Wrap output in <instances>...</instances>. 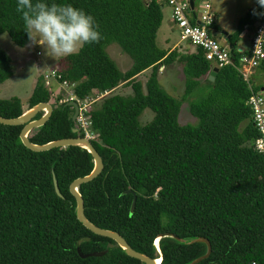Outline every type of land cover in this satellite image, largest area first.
I'll return each mask as SVG.
<instances>
[{"label":"trees","instance_id":"1","mask_svg":"<svg viewBox=\"0 0 264 264\" xmlns=\"http://www.w3.org/2000/svg\"><path fill=\"white\" fill-rule=\"evenodd\" d=\"M198 1L193 0L194 9ZM58 2L93 15L103 37L57 65L58 81L73 85L78 100L108 93L94 99L88 113L96 136L90 142L104 170L79 187L87 220L118 233L138 253L153 260L161 256V264H189L204 256L205 244L176 240L197 238L211 245L209 258L199 264H264V154L254 149L259 135L247 106L260 89L244 82L237 70V46L264 22V8L256 3L238 21L228 41L234 64L218 68L210 82L216 67L201 49L179 53L157 46L166 0ZM188 13L196 24L197 12ZM211 28L221 31L215 24ZM4 34L20 48L30 43L16 0H0V35ZM112 44L132 60L128 71L121 72L106 53ZM174 63L182 66L184 76L181 99L159 83L161 67ZM257 70L264 73V62ZM147 71L151 74L143 86L137 79ZM11 77V59L0 49V85ZM122 86L131 87L132 96L111 95ZM196 93L203 97L190 104V113L199 123L181 126V107ZM54 98L40 78L28 110L53 100L54 104L50 120L29 135L35 145L85 137L72 121L73 108L60 103L64 95ZM147 109L154 118L142 128L138 119ZM25 112L17 98L0 100L2 118ZM23 128L0 124V264H142L112 240L87 230L76 217L70 186L92 173L91 154L79 147L32 152L20 140ZM54 179L63 198L55 192ZM126 191L137 196L133 214V195H123ZM157 239L160 255L154 247ZM109 244L114 248L103 257L82 259L78 254V249L84 255L103 252Z\"/></svg>","mask_w":264,"mask_h":264},{"label":"rangeland","instance_id":"2","mask_svg":"<svg viewBox=\"0 0 264 264\" xmlns=\"http://www.w3.org/2000/svg\"><path fill=\"white\" fill-rule=\"evenodd\" d=\"M210 3L212 7L211 13L214 14L215 21L217 22L218 20V24L224 27V31L228 34H233L236 31L238 21L246 15L250 6L256 4L254 0H210ZM201 6L202 0L198 1L195 9L198 14L204 13ZM162 12L163 16L168 20L170 9L165 3H163ZM214 38L217 41L222 39L219 35H214ZM244 42L239 43V46H246ZM157 46L162 50L168 49L164 46L163 31L158 33ZM0 49L10 57L12 69V77L0 85V100L17 98L22 102L25 111L28 109L29 99L33 94L38 80L45 75H51L52 71H56L57 69L53 68L56 67L59 60L64 57L47 56L45 55L43 46L34 45L31 41L25 48H20L11 41L7 34L0 35ZM106 53L116 63L121 72L124 73L131 68L132 60L118 45L112 44L108 46L106 48ZM165 71V74L159 78L161 88L172 97L181 99L184 93L182 66L176 63L173 67L169 66L166 68ZM150 74L151 71L139 76L137 81L145 86V82ZM250 83L254 87L264 90V73L257 70L251 77ZM73 88L74 87L69 86V88L62 89L60 95L66 97L67 94L73 92ZM143 92L145 93V87L143 88ZM111 95L123 97L132 96V89L128 86H122L111 93ZM202 97L203 95L196 93L183 103L179 115V124L181 126L195 127L198 125V120L190 113V104L198 101ZM94 99L99 101L101 95L100 99L98 96H93L90 101ZM50 104H54V100L51 101ZM153 118L154 114L150 110H144L138 119L139 126L142 128L145 127L151 123Z\"/></svg>","mask_w":264,"mask_h":264},{"label":"built area","instance_id":"3","mask_svg":"<svg viewBox=\"0 0 264 264\" xmlns=\"http://www.w3.org/2000/svg\"><path fill=\"white\" fill-rule=\"evenodd\" d=\"M166 1L172 10V21L174 26L180 32L181 43L188 44L195 49H201L205 59L216 68H222L233 64L229 46L227 44L225 45L226 42L224 40L217 41L213 36L215 32L211 27L215 24V16L211 13L212 7L210 0H202L201 9L204 13H197L196 24L194 25L191 23L188 13V10L193 12L190 8L189 0ZM199 23L202 24V26L199 25ZM249 46L247 52L240 53L239 67L237 68L244 82L248 84L250 83V77L253 72L264 62V22L256 24L253 36L249 39ZM59 79L60 77L57 76V70L52 71L51 75H45L43 77L46 88L53 92L54 97L60 95L62 89L69 88V86L74 87L66 82L60 83L58 81ZM54 82L57 84L56 90L52 86ZM107 94L108 93L101 95V98ZM69 102H75L79 107L76 123L79 130L84 133V138L89 141L95 140L96 136L90 130V117L88 115L89 108L92 103H94V100H78L73 92H71L67 94L63 100H60V103ZM247 106L252 111L253 126L259 135L254 143V149L259 154H264L263 92L253 93L247 102Z\"/></svg>","mask_w":264,"mask_h":264},{"label":"water","instance_id":"4","mask_svg":"<svg viewBox=\"0 0 264 264\" xmlns=\"http://www.w3.org/2000/svg\"><path fill=\"white\" fill-rule=\"evenodd\" d=\"M189 4H190L191 10H194L195 7H194L193 0H189ZM199 25L202 26V24H200V23H199ZM221 35H222L224 41L226 43H228L229 49H230L231 54H232L233 45L228 42L229 37L227 38L226 33H221ZM232 62L234 64V61H232ZM217 73H218V68H214L213 71L210 73L208 80L210 82H214L216 79ZM67 105L69 107L73 108V110H74V115H73L72 121L75 123L77 120V117H78L79 107L75 102H69V103H67ZM42 112L44 113V115L39 120H33L39 113H42ZM52 113H53L52 105L42 103V104H38L35 107H33L32 109L26 111L22 116H20L18 118L6 119V118L0 117V124L4 125V126H11V127H17V126H23L24 125V128L20 134V140H21V142L25 148H27L28 150L35 152V153H42V152L50 151L52 149H64V148H68V147H79L81 149L86 150L88 153H90L92 158H93V163H94V169H93L92 173L89 176L75 180L70 186V193L75 198V201H76L75 212H76V217H77L78 221L87 230H89L93 234L112 240L119 248L122 249L124 254L126 256H128L129 258L135 259V260L141 262L142 264H161L162 263L161 256H160V259L153 260L152 258H150L147 255L136 252L135 250H133L128 245V243L124 240V238L122 236H120L118 233L98 228L95 225H93L91 222H89L87 220V218L85 217L84 200L79 193V187L83 184H87V183L93 181L94 179H96L104 170V164H103L102 158L100 157V155L98 154V152L96 151V149L93 147L92 143L89 140H87L86 138L63 139V140L51 142V143H48V144L42 145V146L35 145L29 141L30 133L33 130L44 126L50 120ZM73 133H77V130L74 129ZM54 189H55L57 196H59L60 198H63V196L61 195V193L59 191V188H58V185H57V182L55 179H54ZM123 195H133V202H132V206H131V214H133L134 209H135V205H136V200H137L136 194L133 193L132 191H126L123 193ZM176 240L179 243L184 244V245H190V244H194V243H202V244H205L207 246L206 254L202 257L197 258L196 260L192 261L189 264H199L202 261L208 259L210 254H211V245L207 240H205L203 238H197V239H192V240H182V239H176ZM158 243H159V239H157L154 242V247L160 255ZM113 248H114V245L109 244L105 251L87 254V255L82 254L80 249H78V254L82 259L99 258V257L105 256L109 252V250H111Z\"/></svg>","mask_w":264,"mask_h":264},{"label":"clouds","instance_id":"5","mask_svg":"<svg viewBox=\"0 0 264 264\" xmlns=\"http://www.w3.org/2000/svg\"><path fill=\"white\" fill-rule=\"evenodd\" d=\"M264 8V0H257ZM30 41L44 47L45 55L67 57L103 37L94 16L72 3L58 0H16ZM255 14V10H254Z\"/></svg>","mask_w":264,"mask_h":264},{"label":"crops","instance_id":"6","mask_svg":"<svg viewBox=\"0 0 264 264\" xmlns=\"http://www.w3.org/2000/svg\"><path fill=\"white\" fill-rule=\"evenodd\" d=\"M256 3H257V0H254ZM167 5V4H166ZM168 6V5H167ZM256 6V4H254L253 6H250L249 7V9H248V11H250L251 9H253L254 7ZM168 8L170 9V7L168 6ZM247 11V12H248ZM215 25L217 26V27H219V29L221 30L219 33L217 32V31H214L215 33L213 34V36L214 35H219V36H221V40H224L223 39V37H222V35H221V33H226L227 34V38L230 36V35H232V34H228L226 31H224V27H222V26H220L219 24H218V20H217V22L215 21ZM161 31H163V42H164V46H166L168 49L166 50H164V51H168V52H172V51H175V50H177L179 53H194V52H196V50H195V48H193V47H191L190 45H188V44H185V43H181L180 42V32H179V30H177L176 28H175V26H174V23H173V21H172V10L170 9V15H169V17H168V20L166 19V17L165 16H163V23H162V26H161V28H160V30H159V32H161ZM158 32V33H159ZM158 36V35H157ZM230 38V37H229ZM220 40V41H221ZM245 40V39H244ZM244 40H242V41H240L239 43H242V42H244ZM245 45L246 46H239V44H238V46H237V50H238V52L239 53H245V52H247L248 51V49H249V39L247 40H245ZM228 45V43H225V45ZM162 50V49H161ZM174 65H176V63H174V64H172L171 66L173 67ZM170 66V67H171ZM169 67V66H168ZM168 67H161V69H160V71H159V78L160 77H162L164 74H165V70H166V68H168ZM53 69H57V66L56 67H54ZM52 69V70H53ZM165 71V72H164ZM257 70H255L254 72H253V74H252V76L255 74V72H256ZM147 72H149V71H147ZM147 72H145V73H147ZM144 73V74H145ZM143 75V74H142ZM182 75H183V73H182ZM251 76V77H252ZM184 77V76H183ZM251 77H250V81H251ZM183 80H184V78H183ZM52 86H53V88L56 90L57 89V84L54 82L53 84H52ZM184 86V85H183ZM120 88V87H119ZM118 88V89H119ZM116 91V90H115ZM114 91V92H115ZM183 92H184V88H183ZM260 92H264V90H260ZM28 110V109H27ZM27 110H25V111H27Z\"/></svg>","mask_w":264,"mask_h":264}]
</instances>
